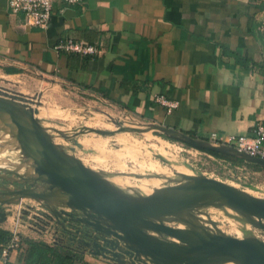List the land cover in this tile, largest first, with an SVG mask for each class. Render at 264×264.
Wrapping results in <instances>:
<instances>
[{
	"label": "crops",
	"instance_id": "0c3cea01",
	"mask_svg": "<svg viewBox=\"0 0 264 264\" xmlns=\"http://www.w3.org/2000/svg\"><path fill=\"white\" fill-rule=\"evenodd\" d=\"M68 39L98 52L55 49ZM0 77L51 84L106 103L174 143L185 145V137L224 148L210 141L212 132L251 135L255 124L264 123V0L55 1L43 30L0 0ZM158 96L176 106L167 111ZM185 146L203 155L199 160L264 178L263 166L232 150L215 155ZM4 222L0 229L12 233ZM20 226L15 242L0 245V264H60L66 251L79 257L74 264H116L61 239L56 222Z\"/></svg>",
	"mask_w": 264,
	"mask_h": 264
},
{
	"label": "water",
	"instance_id": "95a60500",
	"mask_svg": "<svg viewBox=\"0 0 264 264\" xmlns=\"http://www.w3.org/2000/svg\"><path fill=\"white\" fill-rule=\"evenodd\" d=\"M28 101L33 102L16 91L9 94L0 86V116L8 114L16 129L20 148L26 158L33 160L37 173L35 177L25 178L12 170L0 168L3 173L16 175L30 185L11 189L0 183V223L7 219L3 204L22 198L51 202L53 197L55 199L60 194L67 196L63 203L71 209L69 212L52 210L54 216L62 220L61 239L77 249L84 245L93 255L115 261L116 264H209L223 260L264 264L262 241L255 243L221 234L205 237L194 229L183 230L159 222L164 216L203 203V197L213 192L224 199L228 206L256 216L258 226L264 229L263 199L244 196L239 189L225 182L202 176L191 183L166 187L165 191L139 199L128 197L77 158L60 149L36 118L37 108L30 107ZM184 139L186 143L213 152L232 150L244 160L264 167V159L251 157L234 148H217L190 138ZM38 181H44L48 190L37 191L35 185ZM64 223L70 227L66 228ZM57 224L60 227L61 223ZM150 232L175 238L179 244L162 238L155 239ZM103 235L113 236L115 240ZM119 240L127 243L124 251L116 250ZM141 256L146 259H141Z\"/></svg>",
	"mask_w": 264,
	"mask_h": 264
},
{
	"label": "rangeland",
	"instance_id": "374dc122",
	"mask_svg": "<svg viewBox=\"0 0 264 264\" xmlns=\"http://www.w3.org/2000/svg\"><path fill=\"white\" fill-rule=\"evenodd\" d=\"M0 86L9 94L16 91L24 97L32 99L33 102L28 101L27 104L32 108H37L38 113L35 116L51 136L53 142L66 154L77 158L101 177L108 181L113 179L112 182L115 185L130 189L147 188L149 192L143 195L144 197L158 192L156 187L161 185L164 187L176 186L177 183L173 182L175 172L189 174L192 173L191 168L202 177L217 179L236 190L239 189L240 193L245 196L264 200V178L254 180L213 161H208V159L207 162L199 160V157L203 155L195 153L184 144L174 143L156 135L159 133L157 131L147 132V125L119 108L69 92L65 94L57 86L41 82L38 84L32 80L25 82L16 78L0 77ZM38 92L42 93L41 98ZM43 109L54 112V117L43 115L46 114L45 111H42ZM59 112H62L61 115L58 114ZM95 130L111 133L100 134ZM155 132L157 133L155 134ZM157 153L171 159L172 163L177 166L168 163ZM162 175H167L170 178H166L165 183L158 181L157 179ZM0 183L11 189L30 187L23 179L2 171H0ZM35 188L37 191H47L48 185L44 181H38ZM194 207L196 206H192L186 211L192 215V219L197 221V225L201 226L204 232L238 237L233 224H231V210L223 209V207H228L227 204L221 206L216 202L213 205H207L203 202L197 205V210ZM3 208L7 214V221L2 225L14 230L21 227L15 224L16 220L21 225L39 224V227L44 222H59L61 228L62 220L56 218L52 210L67 212L71 210L62 202H45L33 198L16 199L8 204H3ZM78 214L81 215L79 212ZM166 217L164 216L159 222L171 227L179 226V222L173 220V215ZM251 217L255 220L258 219L256 216L251 215ZM64 224L66 228L70 227L66 223ZM187 225H189L188 222ZM250 229L257 238L264 242V229L258 225L250 226ZM91 234L95 236L92 231ZM158 235L163 240L172 239L164 234ZM103 236L115 240L113 236ZM79 248L84 252H89L84 245ZM126 248V242L117 241L116 250L124 251ZM128 258L126 256L125 259L128 260ZM140 258L146 259L143 256ZM111 262L116 263L115 261ZM230 262V260H223L209 264H229Z\"/></svg>",
	"mask_w": 264,
	"mask_h": 264
},
{
	"label": "bare ground",
	"instance_id": "6f19581e",
	"mask_svg": "<svg viewBox=\"0 0 264 264\" xmlns=\"http://www.w3.org/2000/svg\"><path fill=\"white\" fill-rule=\"evenodd\" d=\"M18 136L16 134V129L14 125L10 122L9 116L7 113H4L2 116H0V168L12 170L21 176L25 178L35 177L36 171L34 168V163L32 159H28L23 154L19 142H18ZM165 159V158H164ZM168 163L173 164L169 160L165 159ZM174 165V164H173ZM187 166V165H186ZM192 173L186 174V173H179L175 172L176 176H173V182L177 183L176 185H184L187 183H191L201 177V175L197 174L190 168ZM105 179L104 177H102ZM166 178H170L167 175H162L160 178H158V181H163V183L166 182ZM111 186H113L115 189H117L122 194L139 199L143 197L146 193L148 194L149 190L146 189H139V188H125L118 185H115L111 181L105 179ZM158 191H165L166 187L163 185L156 187ZM245 196V195H244ZM257 198V197H256ZM67 199L66 195H58L56 198L52 199V202L57 203H63ZM202 202H204L207 205H213V203H216L218 205L224 206L225 200L218 197L213 192H208L206 197H203ZM196 204L194 207L197 210ZM194 209V210H195ZM223 209H229L231 210V224H233V227L235 228L238 237L240 239L249 240L251 242H259L261 241L259 238H257L253 232L250 229V226L258 225L259 219L255 220L251 217V215H248L246 213H243L231 206L223 207ZM168 217V216H167ZM166 217V218H167ZM162 219V218H161ZM160 219V220H161ZM169 219V218H168ZM167 219V220H168ZM173 220L179 222V226L177 228L183 229V230H189L194 229L200 234H203L205 237L210 235L207 232H204L201 229V226L197 225V221L192 219V215H190L186 210H181L179 212L173 213ZM187 222L189 225H187ZM264 225V222H262ZM151 237L155 239H161L157 233L150 232L149 233ZM171 243L177 245L179 244V241L175 238H172L170 240ZM263 242V241H262ZM231 262L229 264H240L238 261L230 260ZM130 264V263H128Z\"/></svg>",
	"mask_w": 264,
	"mask_h": 264
},
{
	"label": "built area",
	"instance_id": "2783aa9c",
	"mask_svg": "<svg viewBox=\"0 0 264 264\" xmlns=\"http://www.w3.org/2000/svg\"><path fill=\"white\" fill-rule=\"evenodd\" d=\"M55 1H61L67 4H74L80 0H8V7L11 12H23L26 19V24L29 26L38 27L40 29H46L51 21L53 13V3ZM55 49L65 53H76L79 55H95L98 50L94 45L87 44L85 42H78L73 40H59ZM160 104L167 107V111L172 110L176 104L174 102H168L161 96L156 97ZM210 141L219 146L233 147L239 152H243L251 157H258L264 159V123H257L253 126L251 135H232V134H218L212 132L210 134ZM242 168L240 174H243ZM243 176V175H242ZM240 179V177H237ZM18 218V216H17ZM16 225H21L16 220ZM35 229L39 228V224L28 225ZM18 233L16 230L12 232L11 241L17 240ZM4 254L6 250H3Z\"/></svg>",
	"mask_w": 264,
	"mask_h": 264
},
{
	"label": "trees",
	"instance_id": "16d2710c",
	"mask_svg": "<svg viewBox=\"0 0 264 264\" xmlns=\"http://www.w3.org/2000/svg\"><path fill=\"white\" fill-rule=\"evenodd\" d=\"M119 106L122 108L125 107L124 104H122V103H119ZM158 135H160V134H158ZM160 136H162L163 138H165L169 141H173V138H171V137L164 136V135H160ZM185 145H187L189 147H194V148L199 149V150L207 151V152H210V153H213L216 155V153L213 151H209V150H206L203 148L195 147V146H193L189 143H186V142H185ZM11 239H12V233L11 232L4 230V229H0V245L7 244ZM31 246L34 249L36 245L31 244ZM46 250H48V249L45 248L44 251H46ZM41 256H42V254L39 257H41ZM77 260H79V257L70 251H66L63 254H60V264H74V262Z\"/></svg>",
	"mask_w": 264,
	"mask_h": 264
}]
</instances>
